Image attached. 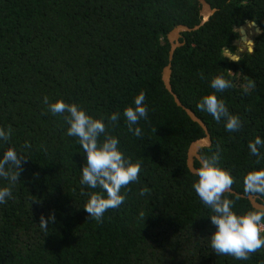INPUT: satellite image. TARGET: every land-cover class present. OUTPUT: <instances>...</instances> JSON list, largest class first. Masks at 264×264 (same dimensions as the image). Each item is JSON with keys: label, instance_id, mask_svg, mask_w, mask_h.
Here are the masks:
<instances>
[{"label": "trees", "instance_id": "16d2710c", "mask_svg": "<svg viewBox=\"0 0 264 264\" xmlns=\"http://www.w3.org/2000/svg\"><path fill=\"white\" fill-rule=\"evenodd\" d=\"M216 11L200 28L182 34L171 62V85L180 101L206 124L211 145L200 150L232 177L242 194L244 177L264 169V0H206ZM197 0H0V154L14 148L23 158L15 184L0 177L11 198L0 204V264H264V247L246 260L213 252V213L195 193L186 165L190 143L201 127L178 107L161 74L168 63L167 33L200 22ZM255 21L262 33L252 51L231 60L237 28ZM239 49L250 48L258 27L238 28ZM228 82L213 89L214 78ZM143 92L148 118L140 136L129 131L123 110ZM214 94L240 126L228 131L197 107ZM77 104L104 118L119 148L139 163L138 180L121 189L124 202L101 221L83 210V149L66 134L64 114L44 102ZM118 113L112 122L108 117ZM195 167L200 163L195 160ZM149 192L140 196L143 189ZM233 211L255 210L246 198L224 193ZM55 220L41 229V216ZM264 223V221H262ZM264 236V232L261 233Z\"/></svg>", "mask_w": 264, "mask_h": 264}, {"label": "clouds", "instance_id": "9594fccd", "mask_svg": "<svg viewBox=\"0 0 264 264\" xmlns=\"http://www.w3.org/2000/svg\"><path fill=\"white\" fill-rule=\"evenodd\" d=\"M213 89L224 90L228 82L222 78H214L210 82ZM145 95L138 93L130 106L123 110L128 129L136 136L142 130L138 125L140 120L148 118V109L144 103ZM44 102L48 104L53 114H64V121L68 125L66 134L77 137L84 154L81 168V184L97 190L88 193V199L83 210L89 217L101 221L104 213L110 208H118L125 200L121 189L138 180L141 171L140 164L133 163L120 150L117 137L106 131L104 118H94L88 115L77 104H69L57 99L50 102L47 96ZM197 107L210 114L217 122L222 119L228 131H236L240 126L238 117L228 112L225 104L214 94L203 96ZM112 122L119 119L118 113L108 117ZM9 131L0 129V141H6ZM258 146H264V140L257 137L248 145L253 155L257 154ZM22 156L14 148H8L0 154V177L6 178L14 185L19 177ZM193 175V189L201 201L207 206L212 215L210 223L215 226L210 238L213 252L220 255H231L238 260H246L249 254L264 247V208L249 210L244 214H237L233 209L232 200L223 198L230 189L233 179L231 175L219 167L214 159L205 158ZM245 190L264 193V169L250 171L244 177ZM149 189L143 188L140 196H144ZM9 187L0 188V204L11 198ZM55 220L54 213L45 219L41 216L39 225L47 229L49 223Z\"/></svg>", "mask_w": 264, "mask_h": 264}, {"label": "water", "instance_id": "95a60500", "mask_svg": "<svg viewBox=\"0 0 264 264\" xmlns=\"http://www.w3.org/2000/svg\"><path fill=\"white\" fill-rule=\"evenodd\" d=\"M197 1H198V4L200 5V16H201L200 22L192 27L188 25H184V24L176 25L166 35L167 41L170 46L169 51H168V63L163 67L162 74H161L164 87L172 96L175 104L178 107L182 108L185 111V113L188 115V117L193 122L197 123L201 127V129L204 131V136L192 141L187 150L186 165L191 173H194L195 169H197L194 164L195 160H197L200 163L201 160L203 159L200 155V150L204 147H209L211 145V136H210V133L208 131L206 124L195 114L193 110L186 107L180 101L176 93L173 91L172 85H171V74H172L171 62L173 60V56H174L176 49L182 46L184 43V42H181L182 34L185 32L195 31L198 28H200L206 21H208V19L216 11V9L212 8L211 5L206 0H197ZM247 21L252 22L258 27V33L256 34V36L262 33L261 27L255 21L245 20V22ZM253 46H254V39L251 40V47L250 49H248V51H252ZM239 57H240L239 54L233 53L230 56V59L237 60L239 59ZM225 193H231L241 198H246L255 210L258 208H264V201L258 195H255V194L245 195L242 193H238L231 187Z\"/></svg>", "mask_w": 264, "mask_h": 264}, {"label": "rangeland", "instance_id": "374dc122", "mask_svg": "<svg viewBox=\"0 0 264 264\" xmlns=\"http://www.w3.org/2000/svg\"><path fill=\"white\" fill-rule=\"evenodd\" d=\"M245 24V22L242 24V25H240V26H243ZM239 26V27H240ZM238 27V28H239ZM238 28L236 29L237 30V32H238V38H237V40L234 42V45L236 46V54H240V53H242V52H244V51H246V50H248V49H250V48H244V49H239V45H238V41L240 40V33H239V31H238ZM256 37V34H254L253 35V37H252V39H254ZM251 47V46H250ZM224 53H225V55H227V56H231L233 53H230V51L229 50H225L224 51Z\"/></svg>", "mask_w": 264, "mask_h": 264}]
</instances>
